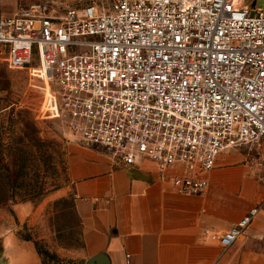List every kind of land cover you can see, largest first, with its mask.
<instances>
[{"label":"built area","instance_id":"2783aa9c","mask_svg":"<svg viewBox=\"0 0 264 264\" xmlns=\"http://www.w3.org/2000/svg\"><path fill=\"white\" fill-rule=\"evenodd\" d=\"M257 2H34L0 17V45L13 68L37 60L70 141L125 168L153 163L173 192L200 195L224 150L245 148L264 170V7ZM258 208L212 239L231 247Z\"/></svg>","mask_w":264,"mask_h":264},{"label":"crops","instance_id":"0c3cea01","mask_svg":"<svg viewBox=\"0 0 264 264\" xmlns=\"http://www.w3.org/2000/svg\"><path fill=\"white\" fill-rule=\"evenodd\" d=\"M0 3L2 16H8L19 0ZM66 168V191L74 196L83 224L79 256L86 264L97 254H105L109 264H264L259 239L264 234V170L239 149L224 150L207 174V190L191 196L158 181L153 163L125 168L80 146L69 149ZM255 206L256 216L231 247L212 239ZM29 209V202L19 203L20 220ZM11 252L10 264L42 263L31 241L19 238Z\"/></svg>","mask_w":264,"mask_h":264},{"label":"rangeland","instance_id":"374dc122","mask_svg":"<svg viewBox=\"0 0 264 264\" xmlns=\"http://www.w3.org/2000/svg\"><path fill=\"white\" fill-rule=\"evenodd\" d=\"M40 1L46 0H19L16 10L20 6ZM47 1H53L58 7L69 0ZM257 7L263 8L264 0H258ZM51 92V85L41 77L37 60L31 65L13 68L5 48L0 45V120L8 127L7 124L12 120L9 112L11 107L26 111L16 123L14 133L10 127L4 131L7 136L24 137L28 149L32 150L37 137L36 130H39L40 135L49 142L51 153L61 167L62 184L61 188L48 193L40 201L29 202L30 209L24 212L26 219H19V201L0 205V264H10L13 258L11 250L19 246V238L23 240L26 236H31L39 246L57 254L61 264H86L79 256L83 246V224L77 214L73 195L66 191L69 177L62 171L69 149L80 145L66 137L65 129L54 117ZM239 150L246 154L245 148ZM9 237L12 241H9Z\"/></svg>","mask_w":264,"mask_h":264},{"label":"trees","instance_id":"16d2710c","mask_svg":"<svg viewBox=\"0 0 264 264\" xmlns=\"http://www.w3.org/2000/svg\"><path fill=\"white\" fill-rule=\"evenodd\" d=\"M5 106V108L9 107ZM3 110V108H2ZM11 122L8 127L14 133L19 118L25 115L24 110L10 108ZM17 120V121H16ZM0 120V205L8 201L25 203L38 202L48 193L62 187L58 162L51 153V146L39 130L32 150H29L24 137L7 136L8 129ZM24 128L26 125L23 126ZM62 171L67 176L66 165ZM68 177V176H67ZM72 199L75 202L74 196ZM25 241H33L31 236L23 237ZM41 257V264H61L57 254L51 252L37 241H33Z\"/></svg>","mask_w":264,"mask_h":264},{"label":"water","instance_id":"95a60500","mask_svg":"<svg viewBox=\"0 0 264 264\" xmlns=\"http://www.w3.org/2000/svg\"><path fill=\"white\" fill-rule=\"evenodd\" d=\"M139 175L138 172L135 171ZM87 264H109L107 256L105 254H97L89 259Z\"/></svg>","mask_w":264,"mask_h":264},{"label":"snow or ice","instance_id":"6c2138e0","mask_svg":"<svg viewBox=\"0 0 264 264\" xmlns=\"http://www.w3.org/2000/svg\"><path fill=\"white\" fill-rule=\"evenodd\" d=\"M140 3L143 4V0H140ZM165 3H167V0H165ZM152 26L149 25V28H151ZM176 39H179L180 37H175ZM134 53H130V55H133ZM166 59V58H165ZM113 76H115V73L112 74ZM181 79H183V76L180 77ZM156 79H164L163 76H157ZM187 83V81H185Z\"/></svg>","mask_w":264,"mask_h":264}]
</instances>
